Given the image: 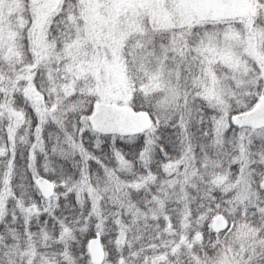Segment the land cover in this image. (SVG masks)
Segmentation results:
<instances>
[{
  "label": "snow or ice",
  "instance_id": "snow-or-ice-1",
  "mask_svg": "<svg viewBox=\"0 0 264 264\" xmlns=\"http://www.w3.org/2000/svg\"><path fill=\"white\" fill-rule=\"evenodd\" d=\"M0 264H264V0H0Z\"/></svg>",
  "mask_w": 264,
  "mask_h": 264
}]
</instances>
